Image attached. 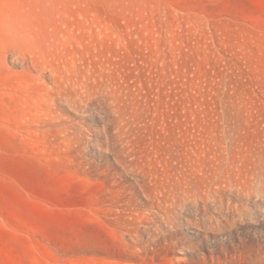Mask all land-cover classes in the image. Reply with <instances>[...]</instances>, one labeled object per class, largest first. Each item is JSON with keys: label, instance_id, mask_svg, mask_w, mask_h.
<instances>
[{"label": "rangeland", "instance_id": "obj_1", "mask_svg": "<svg viewBox=\"0 0 264 264\" xmlns=\"http://www.w3.org/2000/svg\"><path fill=\"white\" fill-rule=\"evenodd\" d=\"M0 264H264V0H0Z\"/></svg>", "mask_w": 264, "mask_h": 264}]
</instances>
